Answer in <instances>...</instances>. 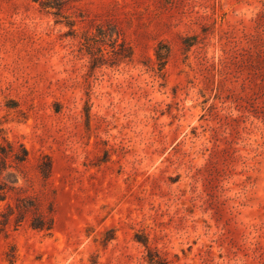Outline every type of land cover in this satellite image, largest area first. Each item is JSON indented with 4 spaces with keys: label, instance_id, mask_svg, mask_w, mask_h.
I'll use <instances>...</instances> for the list:
<instances>
[{
    "label": "rangeland",
    "instance_id": "1",
    "mask_svg": "<svg viewBox=\"0 0 264 264\" xmlns=\"http://www.w3.org/2000/svg\"><path fill=\"white\" fill-rule=\"evenodd\" d=\"M1 148L0 264H264V0H0Z\"/></svg>",
    "mask_w": 264,
    "mask_h": 264
},
{
    "label": "trees",
    "instance_id": "2",
    "mask_svg": "<svg viewBox=\"0 0 264 264\" xmlns=\"http://www.w3.org/2000/svg\"><path fill=\"white\" fill-rule=\"evenodd\" d=\"M34 1H38V0H34ZM63 0H60V2ZM66 1H71V0H66ZM42 7L45 9H50V8H55L58 9L59 11H61V3H57V2H49V3H43ZM169 54V53H168ZM165 57H162L159 53H158V59L159 61L164 60ZM1 150V155H0V198L1 197H5L6 195V185L1 181V176L3 174L4 168L7 165V161L9 158H14L15 161H19V162H25L26 160H28L29 157V153L26 149H23V155L22 156H18L16 155L13 151H10V153H7L3 148L0 149ZM2 164V165H1ZM4 164V165H3ZM3 166V167H1ZM5 166V167H4ZM2 200V199H1ZM21 211H29V208L27 206H22L20 208ZM33 228L37 229V230H51V224L49 225H42V223H38V224H33Z\"/></svg>",
    "mask_w": 264,
    "mask_h": 264
}]
</instances>
